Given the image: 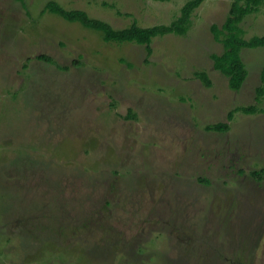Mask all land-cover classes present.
I'll list each match as a JSON object with an SVG mask.
<instances>
[{
	"label": "rangeland",
	"instance_id": "374dc122",
	"mask_svg": "<svg viewBox=\"0 0 264 264\" xmlns=\"http://www.w3.org/2000/svg\"><path fill=\"white\" fill-rule=\"evenodd\" d=\"M49 1L122 29L187 0H0V264H264V47L243 49L238 91L211 59L232 0H204L151 53ZM239 26L264 35V4Z\"/></svg>",
	"mask_w": 264,
	"mask_h": 264
},
{
	"label": "trees",
	"instance_id": "16d2710c",
	"mask_svg": "<svg viewBox=\"0 0 264 264\" xmlns=\"http://www.w3.org/2000/svg\"><path fill=\"white\" fill-rule=\"evenodd\" d=\"M25 4V0H17ZM170 1V0H157ZM204 0H187L181 8L180 15L170 24L153 25L150 27H141L135 22L130 26L115 29L109 23L100 19L91 18L88 13L80 9H65L55 1H49L45 5L43 12L48 11L59 15L64 20L69 22H80L83 26L98 30L101 32L105 41H115L117 43H135L138 45H145L148 53L153 38L157 36H164L167 34L184 35L189 30L191 23V16L193 12L201 5ZM264 4V0H232L229 14L225 21L219 26L212 24L210 30L214 39L223 45V52L220 54H211L213 67L219 70L228 79V86L231 90L238 91L248 76V70L243 62L241 53L243 49H253L257 47H264V35L253 36L245 38L241 22L250 13L258 10L260 5ZM39 58L50 60L49 57L41 55ZM51 61V60H50ZM206 86H210L211 82L205 72L196 74ZM262 86L257 88V100L264 95V68L261 74ZM255 106L236 107L229 111L228 119L232 120L234 112L241 111L246 114H252L255 111ZM208 130L225 132L229 129V123H217L206 127ZM260 177L258 172H255Z\"/></svg>",
	"mask_w": 264,
	"mask_h": 264
}]
</instances>
